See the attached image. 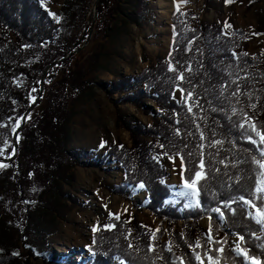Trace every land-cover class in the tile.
<instances>
[{
	"label": "trees",
	"instance_id": "16d2710c",
	"mask_svg": "<svg viewBox=\"0 0 264 264\" xmlns=\"http://www.w3.org/2000/svg\"><path fill=\"white\" fill-rule=\"evenodd\" d=\"M83 1L65 0L62 19L55 22L36 0H0V161L13 159L17 145V157L0 176V187L7 194L16 187L23 193L30 182H40L38 202L43 204L44 199L50 212L62 202L63 182L70 179L68 173L74 166L99 165L84 150L69 149L73 114L59 91L49 90L43 112L33 122L26 121L16 139L15 134L42 83L51 81L60 66L73 60L77 45L73 32L80 23ZM114 1L100 0L97 6L106 28ZM205 2L213 9L210 0ZM127 4L129 9L122 15L138 26L148 13L146 4L136 0H127ZM173 29L168 62L160 59L137 77L121 78L111 85L96 84L112 101L118 112L117 124L131 139L130 147L113 145L101 160L106 164L111 159L125 174L122 185L110 192L128 199L129 189L143 184L148 195L145 210L166 224L167 233L161 230L151 235L137 222L112 219V228L94 235L91 251L95 258L90 263L199 264V255L203 264H210L209 256L219 264H246L235 250L239 244L264 264V225L256 222L253 210L240 199L255 200L264 207L254 195L261 171L254 158L264 160V145L247 127H239L247 125L248 117L264 130V55L253 59L244 55L249 37L245 31L202 23L191 11H176ZM81 77V70H76L66 82L72 89L83 90L88 83ZM177 89L184 90L181 103L174 98ZM188 92L193 94L190 101L185 98ZM149 101L158 108L157 113L147 106ZM127 105L152 117L153 125L146 127L121 115L120 107ZM249 135L256 144L248 141ZM157 147L169 157L183 158L186 179L197 170L200 159L204 160L207 179L192 203L179 196L174 206L167 204L174 189L165 184L168 175L152 156ZM87 159L89 163L84 164ZM215 208L223 215L214 212ZM205 219H209L208 236L200 226ZM179 224L181 231L176 229ZM166 235L168 243L163 241ZM221 247L223 253L216 251ZM44 263L70 264L63 258L59 263L47 259ZM0 264L28 262L3 249Z\"/></svg>",
	"mask_w": 264,
	"mask_h": 264
},
{
	"label": "rangeland",
	"instance_id": "374dc122",
	"mask_svg": "<svg viewBox=\"0 0 264 264\" xmlns=\"http://www.w3.org/2000/svg\"><path fill=\"white\" fill-rule=\"evenodd\" d=\"M36 1L52 20L59 22L62 19L65 0ZM96 1L84 0L81 3L80 23L73 32L77 40L73 60L60 66L51 81H44L40 103L28 113L26 121L33 122L46 108L49 90L59 91L73 114L69 149L84 150L99 167L74 166L68 173L70 179L63 182L64 198L54 212L43 205L44 199L43 204L38 202L42 192L40 182H30L23 193L16 187L7 194L0 187V251L8 250L28 264H45L46 259L59 263L60 258L70 264L85 261L84 264H91L89 258H95L91 251L94 235L112 228L111 220L116 216L129 224L137 222L151 235L161 230L167 233L166 224L145 210L148 195L144 187H131L128 199L110 192L111 188L122 185L125 174L111 159L106 164L101 160L107 158V152L113 145L130 147L131 139L129 133L118 126V112L112 101L96 84L111 85L121 78L137 77L160 59L168 62L176 11H191L194 18L202 23H219L230 25L233 30H243L249 35L245 43L247 55L252 59L264 55V0H232L231 3L228 0H210L214 5L211 10L206 0H136L138 4L144 2L148 10L146 16H141L143 19L138 26L122 15L123 10L129 9L127 0H117L110 9L108 28L98 17ZM76 70H81L82 81L88 83L83 90L72 89L66 82L70 72ZM49 75L53 77L54 73ZM37 98L32 96L33 104ZM174 98L181 103L182 92L179 89L175 91ZM147 106L158 112L152 101L147 102ZM119 113L146 127L153 125V118L134 106H121ZM157 149L152 156L168 175L165 184L174 191L167 204L174 206L183 190L181 159L169 157L161 147ZM88 160L84 164L89 163ZM8 168V162L0 161V176ZM193 201L195 197L188 198V203ZM252 215L255 216V212L252 211ZM200 226L208 236L209 219L201 221ZM94 227L98 228L95 232ZM176 229L181 231V224ZM163 241L169 242L167 235ZM116 264L125 262L118 260Z\"/></svg>",
	"mask_w": 264,
	"mask_h": 264
},
{
	"label": "snow or ice",
	"instance_id": "6c2138e0",
	"mask_svg": "<svg viewBox=\"0 0 264 264\" xmlns=\"http://www.w3.org/2000/svg\"><path fill=\"white\" fill-rule=\"evenodd\" d=\"M228 2L231 3L232 0H228ZM226 27H231V26L226 25ZM244 55H247V53H245ZM169 70H173V69L170 68ZM179 79L183 80L184 77L181 75L179 77ZM180 91L183 92L184 90L180 89ZM192 95L193 94L191 92H188L185 98L190 101V100H192ZM252 107L255 108V105H253ZM188 110L190 112L192 111L191 106H189ZM245 120L248 121L247 125L240 124L239 127L241 129H245L247 127L248 131H250L251 133H254V135L256 137H259V143L264 145V130L258 129L256 123L254 121H251L248 117H245ZM247 139L252 144L257 143V141L255 139H253L252 135H249L247 137ZM216 143L219 144L221 142L217 141ZM261 156L264 157V152H261ZM254 163L261 170L259 172L260 179L256 183L254 195L256 196V199L264 202V160H256L254 158ZM180 164H181L183 190L179 193V195L184 196V197H188V198L198 197L200 195V191H201L199 186L204 180L207 179V173L205 171L204 160L200 159V161L197 165V170L194 171V173L190 179H186L183 176V173L188 171V169H186L184 167V160L182 157L180 160ZM140 187L143 188L144 185L141 184ZM240 199L245 205H247L249 208H251L255 212V217H253V218L256 219V222L258 224L264 225V207L259 206L255 202V200L245 199L244 197H240ZM197 203H199V201H197ZM213 211L220 214L221 216L223 215V212L221 211L220 208H215V209H213ZM113 215H115V214H113ZM249 215H251V213H249ZM116 219H119V217L116 216ZM109 227H112V226H109ZM97 230H98L97 227L93 228L94 232ZM209 239H211V235L209 236ZM239 240L241 242H243L244 237L240 236ZM214 243L222 244L223 241H214ZM129 246L131 247V245H129ZM196 246L200 247L199 242H197ZM235 250H236L238 256H243L246 264H261L260 260H258L255 256H250L248 251L246 249L240 247L239 244L236 246ZM216 251L223 253L224 249H223V247H221V248L216 249ZM196 259L198 261H200L201 264H203V260L201 259V257L199 255L196 256ZM208 260H209L210 264H219V262L217 260H215V258L212 256H209ZM181 264H183V262H181Z\"/></svg>",
	"mask_w": 264,
	"mask_h": 264
},
{
	"label": "water",
	"instance_id": "95a60500",
	"mask_svg": "<svg viewBox=\"0 0 264 264\" xmlns=\"http://www.w3.org/2000/svg\"><path fill=\"white\" fill-rule=\"evenodd\" d=\"M99 1H100V0H97L96 3H95V10H96V8H97V4H98ZM43 88H44V87H43V83H42L41 88H40V93H39V95H38V98H37L36 102L32 105L31 110H32V109H33V108L39 103L40 98H41V96H42V94H43ZM31 110H30V111H31ZM25 122H26V117L23 119L22 125H21V126L18 128V130L16 131L15 139L17 138V136H18V134H19V132H20V130H21V128H22V126L24 125ZM16 157H17V145H16V153H15L14 158L11 159V160H7V161H5V162L10 163V162L13 161Z\"/></svg>",
	"mask_w": 264,
	"mask_h": 264
},
{
	"label": "built area",
	"instance_id": "2783aa9c",
	"mask_svg": "<svg viewBox=\"0 0 264 264\" xmlns=\"http://www.w3.org/2000/svg\"><path fill=\"white\" fill-rule=\"evenodd\" d=\"M91 261L94 259V258H89Z\"/></svg>",
	"mask_w": 264,
	"mask_h": 264
}]
</instances>
